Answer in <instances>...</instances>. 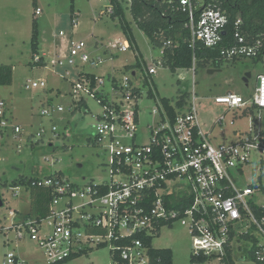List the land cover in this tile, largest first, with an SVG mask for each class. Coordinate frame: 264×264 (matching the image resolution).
I'll use <instances>...</instances> for the list:
<instances>
[{
	"label": "built area",
	"instance_id": "1",
	"mask_svg": "<svg viewBox=\"0 0 264 264\" xmlns=\"http://www.w3.org/2000/svg\"><path fill=\"white\" fill-rule=\"evenodd\" d=\"M118 1L123 8L127 5L130 9L134 2ZM163 1L176 4V9L188 17L185 27L192 48L221 47L230 23L224 10L207 0ZM109 10L112 13L114 6ZM36 13H40L39 8ZM236 24L241 25L242 20L238 19ZM235 38L234 45L222 50L225 63L257 58L264 49V37L250 41L237 31ZM170 45L171 41L165 43V47ZM85 47L83 41L72 43L66 59L69 65L75 64L76 57L84 62L91 60ZM112 48L126 51L130 45L117 41ZM101 62L98 57L97 63ZM56 63L64 64L62 60ZM159 65L164 66L162 60L148 66L147 74L156 75ZM196 66L194 59V72ZM136 77V71H132L127 83L115 81V85L112 81L115 93L123 100L104 105L105 114L98 118L97 138L109 140L105 151L111 172L118 179L109 184H91L85 191L58 173L37 176L32 185L53 190L50 214L38 222L25 218L9 228L16 232V238L36 242L47 264L74 260L107 245L111 264H164L161 259L154 261L151 251L157 248L152 241L162 227L177 222L189 229L192 264H264V74L259 75L251 99L234 93L216 98L217 104L228 109H243L244 115L251 116L252 124L237 142L218 144L213 143L199 123L197 82L185 98L181 93L171 100L173 119L160 101L159 110L153 113H160L161 121L158 127H151L150 144L127 143L138 131L137 101L142 92L141 96L135 93L141 90L134 86ZM98 83L92 88L90 81H79L74 91H85L93 97L97 93L103 95L98 91ZM39 84L45 86L44 81ZM39 84L34 83L33 87ZM8 111L6 101L0 98L1 130L8 126ZM15 131L19 128L15 127ZM145 238H149V243ZM15 258L13 253L7 254L8 263H15Z\"/></svg>",
	"mask_w": 264,
	"mask_h": 264
},
{
	"label": "rangeland",
	"instance_id": "2",
	"mask_svg": "<svg viewBox=\"0 0 264 264\" xmlns=\"http://www.w3.org/2000/svg\"><path fill=\"white\" fill-rule=\"evenodd\" d=\"M33 2L0 0V65L12 66L14 73L12 85L0 87V98L9 109L8 126L0 128V194L4 201L0 208V264L48 263L36 242L16 238V232L9 228L14 222H22L30 210V193L23 185L24 180L62 172L74 187L87 191L91 184H109L118 179L111 172L105 151L109 140L97 138L98 118L105 114L104 105L89 93L79 94L74 90L81 73L94 74L99 81L98 91L107 96L110 103L120 102L123 98L115 93L112 80L127 83L133 71L128 67L136 61L134 49H112L117 41L127 39L118 18H111L109 0H74L73 16L72 0H37L39 14L35 13ZM124 9L146 63L142 70H136L134 79V86L142 92L137 101L138 131L126 142L150 144L151 127H158L161 121L160 113H153L159 110L160 99L173 101L183 92L192 93L194 82H197L195 90L200 98L199 123L213 143L237 142L245 135L252 127L251 116L244 115L243 109L231 110L217 104L216 98L234 93L245 100L251 99L258 87L259 75L264 74V57L259 61L224 62L219 68L208 64L202 69L197 65L196 72L192 69L172 71L159 65L157 74L149 76L147 67L162 60V50L155 47L135 23L131 9L127 5ZM34 19L39 26V52L35 57L31 48ZM80 41L85 43L91 60L84 62L76 57L75 64L69 65L66 59L72 43ZM99 56L101 63H97ZM40 57H44L46 64L35 66L34 62ZM59 60L64 62L62 66L54 64ZM210 70L215 71L210 73ZM247 73H251V77L246 83ZM41 81L44 87L39 84ZM34 83L39 87H33ZM129 83H133L132 78ZM150 89L154 97L148 96ZM81 97L82 104L79 103ZM262 115L264 127V111ZM15 127L19 131H15ZM15 214L17 218L13 219ZM152 243L157 249H170L174 264H192V238L189 229L180 222L162 227ZM8 253L16 256L15 263H8ZM87 263L111 264L110 246L95 248L88 255L64 264Z\"/></svg>",
	"mask_w": 264,
	"mask_h": 264
},
{
	"label": "trees",
	"instance_id": "3",
	"mask_svg": "<svg viewBox=\"0 0 264 264\" xmlns=\"http://www.w3.org/2000/svg\"><path fill=\"white\" fill-rule=\"evenodd\" d=\"M114 6V11L111 14L112 19L118 18L123 34L129 42L130 48L137 53L136 61L129 66L131 70H142L146 65L143 55L141 54L136 38L133 34L131 23L126 18V12L123 5L118 0H109ZM207 3L212 6L221 8L228 16L230 23L224 35V40L221 47L217 49H206L199 45L192 48L189 45V30L185 27L188 17L176 9V4H167L163 0H134L131 14L135 23L144 31L152 44L164 50L162 61L166 68L172 71L178 69H191L194 59L197 61L199 68L206 69L208 64H212L214 68L221 67L224 63L222 50L234 45L237 31L248 38L250 41L264 37V0H207ZM34 6L37 7V1L34 0ZM72 15H74V0H72ZM36 13V12H35ZM238 19L242 20L241 25H237ZM171 41V45L165 47V43ZM31 48L35 57L39 52V26L37 19L33 21V31L31 38ZM264 57V49L262 53L254 58V61H259ZM234 61L233 63H236ZM45 59L40 57L34 62L35 66H44ZM13 67L10 65H0V87L10 86L13 83ZM88 80L91 82L92 88L97 84V77L94 74L81 73L79 81ZM115 85L117 83L112 80ZM146 83L148 81L146 80ZM136 94L141 96V90H136ZM96 94V99L103 105H109L108 97L105 95ZM149 97H154L153 89L148 92ZM182 97L187 96V92H183ZM163 106L167 109L171 119L175 117V111L171 107V100L167 98L160 99ZM84 102L83 98L79 103ZM182 105V103H180ZM59 175L64 176L62 172ZM33 178L24 180L23 185L30 193V210L25 216L30 221H41L50 214V204L53 200V190L41 185H32ZM149 243V238H145ZM152 257L156 262L158 259L164 264H171L173 254L170 249H154L151 251ZM66 260L60 263L64 264L72 261ZM200 261H205L206 258H200Z\"/></svg>",
	"mask_w": 264,
	"mask_h": 264
},
{
	"label": "water",
	"instance_id": "4",
	"mask_svg": "<svg viewBox=\"0 0 264 264\" xmlns=\"http://www.w3.org/2000/svg\"><path fill=\"white\" fill-rule=\"evenodd\" d=\"M175 1H178V0H175ZM225 34V33H224ZM215 70H210L209 72L210 73H213ZM249 77H251V73H247L246 75H245V78H244V81L247 83L248 82V78ZM4 206V201H3V199H2V196H1V194H0V208L1 207H3Z\"/></svg>",
	"mask_w": 264,
	"mask_h": 264
},
{
	"label": "crops",
	"instance_id": "5",
	"mask_svg": "<svg viewBox=\"0 0 264 264\" xmlns=\"http://www.w3.org/2000/svg\"><path fill=\"white\" fill-rule=\"evenodd\" d=\"M37 1V0H36ZM111 13V12H110ZM119 42H121V41H119ZM125 42V41H124ZM128 42V41H127ZM123 43V42H122ZM129 43V42H128ZM113 47V46H112ZM139 47V46H138ZM113 49V48H112ZM163 52L161 51V56H163V54H162ZM100 57V56H99ZM44 58V57H43ZM101 58V57H100ZM162 59V58H161ZM15 216V218H17V215H14ZM13 216V217H14ZM15 218H13V219H15Z\"/></svg>",
	"mask_w": 264,
	"mask_h": 264
}]
</instances>
